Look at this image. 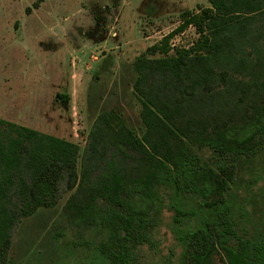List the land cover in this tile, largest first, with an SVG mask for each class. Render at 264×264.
<instances>
[{
  "label": "trees",
  "instance_id": "obj_1",
  "mask_svg": "<svg viewBox=\"0 0 264 264\" xmlns=\"http://www.w3.org/2000/svg\"><path fill=\"white\" fill-rule=\"evenodd\" d=\"M207 1L134 61L140 134L103 110L80 153L0 117V264L13 229L62 188L88 264H143L166 211L180 253L160 264H264V0ZM188 27L196 40L172 46Z\"/></svg>",
  "mask_w": 264,
  "mask_h": 264
},
{
  "label": "rangeland",
  "instance_id": "obj_2",
  "mask_svg": "<svg viewBox=\"0 0 264 264\" xmlns=\"http://www.w3.org/2000/svg\"><path fill=\"white\" fill-rule=\"evenodd\" d=\"M208 5L207 0H0V117L73 141L80 153L103 110L118 111L140 134L134 61L178 25L182 11ZM196 38L188 27L171 45L188 47ZM255 188L264 189V182ZM63 189L55 206L39 209L13 229L8 264L91 261L89 250L72 246L78 229L62 213L72 191ZM169 216L164 212L153 245L142 250L143 264L177 261L180 247ZM61 230L66 235L55 239ZM85 236L93 239L94 233Z\"/></svg>",
  "mask_w": 264,
  "mask_h": 264
}]
</instances>
